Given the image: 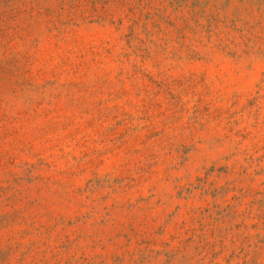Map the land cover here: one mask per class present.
<instances>
[{
    "label": "rangeland",
    "instance_id": "obj_1",
    "mask_svg": "<svg viewBox=\"0 0 264 264\" xmlns=\"http://www.w3.org/2000/svg\"><path fill=\"white\" fill-rule=\"evenodd\" d=\"M0 264H264V0H0Z\"/></svg>",
    "mask_w": 264,
    "mask_h": 264
}]
</instances>
